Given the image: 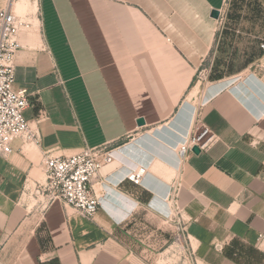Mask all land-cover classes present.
I'll return each mask as SVG.
<instances>
[{
  "label": "crops",
  "instance_id": "0c3cea01",
  "mask_svg": "<svg viewBox=\"0 0 264 264\" xmlns=\"http://www.w3.org/2000/svg\"><path fill=\"white\" fill-rule=\"evenodd\" d=\"M224 5L36 1L38 29L19 35L15 87L31 93L24 115L41 141L17 139L0 154V264H168L183 227L195 264H264L255 245L264 230L263 20L241 28L245 67L217 74L199 109L183 101L214 43L212 10ZM197 122L214 138L181 158ZM104 145L117 150L93 182L102 204L92 219L60 201L38 217L25 208L48 154ZM139 165L144 185L125 179Z\"/></svg>",
  "mask_w": 264,
  "mask_h": 264
},
{
  "label": "built area",
  "instance_id": "2783aa9c",
  "mask_svg": "<svg viewBox=\"0 0 264 264\" xmlns=\"http://www.w3.org/2000/svg\"><path fill=\"white\" fill-rule=\"evenodd\" d=\"M221 10L217 21L221 19ZM32 28L31 20L17 14L11 2L0 9V154L3 156L13 152V143L17 139L32 144L41 141L40 131L32 127L24 115L30 105L31 93L26 88L15 87L16 56L23 48L19 35ZM261 47L264 49V43ZM200 129L197 122L191 135L182 142L178 149L181 158L192 152L194 146H198L201 151L209 147L214 136L209 134L208 128ZM116 150L104 145L84 147L71 155L48 154L44 162V183L36 179L33 188L43 198V211L50 203L60 201L65 207L70 206L85 218L92 219L102 204L93 182L103 165L115 158ZM148 173L147 166L139 165L131 169L125 179L144 185ZM184 229L178 231L171 244L168 264H195L193 250ZM255 245L264 253V230L258 234Z\"/></svg>",
  "mask_w": 264,
  "mask_h": 264
},
{
  "label": "rangeland",
  "instance_id": "374dc122",
  "mask_svg": "<svg viewBox=\"0 0 264 264\" xmlns=\"http://www.w3.org/2000/svg\"><path fill=\"white\" fill-rule=\"evenodd\" d=\"M18 2L22 10L15 11L21 16L28 17L33 28L31 30L36 31L38 24L36 17L38 11L33 13L31 10L36 8L37 0H13ZM263 20L264 22V0H226L224 7L221 10V19L216 23V36L214 39L213 46L209 55L206 57L203 65L198 69L195 86L184 98V103L190 101L194 104L196 109L205 102L203 99L204 92L211 86L212 82L215 81L217 74H230L239 73L246 65L247 51L243 50L242 37H247L241 31V28H255L257 21ZM246 44V43H245ZM245 51L246 53H243ZM251 68L244 73V76L250 73ZM241 77L234 79V82L239 80ZM183 103V104H184ZM182 104L180 105V107ZM178 113V109H177ZM198 113L196 114L197 118ZM147 130V134H152L151 128L140 130V135L143 131ZM201 130V129H200ZM148 136V135H147ZM148 138V137H147ZM39 182L44 183L45 174L39 179ZM28 189L23 195V205L27 210H33L37 217L41 216L42 207V196L37 194L34 188V182L28 184ZM36 188V186H35Z\"/></svg>",
  "mask_w": 264,
  "mask_h": 264
},
{
  "label": "water",
  "instance_id": "95a60500",
  "mask_svg": "<svg viewBox=\"0 0 264 264\" xmlns=\"http://www.w3.org/2000/svg\"><path fill=\"white\" fill-rule=\"evenodd\" d=\"M211 16L213 18H215V19H218L219 16H220V10H218V9L212 10ZM137 123H138L139 126H143V125H145L146 122H145L144 118H139L137 120ZM193 152L196 153V154H199L201 152V150H200V148L198 146H194L193 147Z\"/></svg>",
  "mask_w": 264,
  "mask_h": 264
},
{
  "label": "bare ground",
  "instance_id": "6f19581e",
  "mask_svg": "<svg viewBox=\"0 0 264 264\" xmlns=\"http://www.w3.org/2000/svg\"><path fill=\"white\" fill-rule=\"evenodd\" d=\"M11 3H12V0H11ZM216 86V85H215ZM209 90V89H208ZM209 92V91H208ZM193 113H195V111H193Z\"/></svg>",
  "mask_w": 264,
  "mask_h": 264
}]
</instances>
